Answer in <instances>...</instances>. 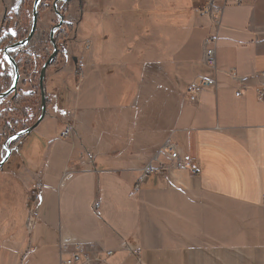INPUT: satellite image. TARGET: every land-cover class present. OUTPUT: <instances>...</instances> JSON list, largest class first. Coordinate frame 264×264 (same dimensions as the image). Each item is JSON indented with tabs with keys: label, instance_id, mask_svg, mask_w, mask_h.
I'll return each mask as SVG.
<instances>
[{
	"label": "crops",
	"instance_id": "0c3cea01",
	"mask_svg": "<svg viewBox=\"0 0 264 264\" xmlns=\"http://www.w3.org/2000/svg\"><path fill=\"white\" fill-rule=\"evenodd\" d=\"M1 1L2 24L23 0ZM65 11L74 35L47 71L46 116L5 170L25 188L0 192V264H61L80 243L99 264H264V0H73ZM43 14L50 34L59 17ZM68 125L73 140L61 138ZM148 163L164 168L144 178Z\"/></svg>",
	"mask_w": 264,
	"mask_h": 264
},
{
	"label": "rangeland",
	"instance_id": "374dc122",
	"mask_svg": "<svg viewBox=\"0 0 264 264\" xmlns=\"http://www.w3.org/2000/svg\"><path fill=\"white\" fill-rule=\"evenodd\" d=\"M34 1L35 0H23L20 15L19 16L17 15L16 18H14L16 21V25L18 23H20L21 33L26 35L23 39H25L29 35V32H30ZM51 9H52V7H51ZM47 11L48 10L40 11V13H39V21L40 22L38 24L37 34L40 33V30L44 26L42 20L44 19L45 14H43V13H47ZM2 15H4V8H3L2 1L0 0V18L2 17ZM14 19L8 14L7 17H5V19H3V23L2 24L0 23L1 29L3 28L2 31L0 32V63H3L5 65V70H6V72L9 73V75L11 77V80L7 84L6 80L4 78H2L3 73H0V86L3 89V92L8 90V88L10 87V85L12 83L13 68L6 61V59L4 57V49L6 47L12 45V44H10L9 38H7V40L5 39L4 42H2V40L7 35H12L14 37V41L16 40L14 43H16L20 40H23L18 36L17 26H16V29L14 31L15 34H12V32H10V29L13 27V23L15 22ZM57 23L58 22H56V23L53 22V25H56ZM43 28H45V27H43ZM45 30H46V32L43 31V29H42L43 35H44V40L46 42L47 38L49 37V32H47L49 30H47L46 28H45ZM72 32H73V29L68 32L67 37L65 39L66 41H63V39H62L63 45L67 46L68 40H70V36L72 35L71 34ZM41 34H42V32H41ZM73 35H74V32H73ZM33 43H34V41L27 48H21L19 50H15V52L13 51L11 55L13 57H16V55H18L17 56L18 58L16 61L19 62L22 58L25 59L26 53L32 54V51H35V50L40 52V49H43V47L45 45L44 42L43 43L37 42V44H33ZM62 44H60V45H62ZM43 56H44V54H43ZM49 57L46 58V62L48 61ZM59 59H61V60L63 59L61 57V55L58 57V61H59ZM44 63L45 62H43V64H42V61H39V63L37 64L36 68H39L40 74H41L42 67H43ZM51 67H53V66L51 65ZM20 72H21V82L19 84V90H18L16 96L19 94H24V95L28 96L34 92V91L33 92L31 91L28 94V91H30V89L32 87L34 90L35 86L34 85L32 87L30 85L25 86L24 82H26V83L28 82L27 75H25L23 70H20ZM40 74H39L38 78L36 79V82H34L36 85H39ZM28 83H31L30 80ZM36 91L38 92V94L36 96H34L33 98H30V99L29 98L28 99L23 98L24 101H22V103H19L18 109H16L12 103V101L14 100V98L16 96L11 95L10 97L0 101V162L7 155V152L3 149V146L8 141V137L10 135H12L13 132L18 134L22 131H25L26 126L32 127L37 122V120L39 119V117L41 115V91H40V88L37 89ZM46 96H47V93H46ZM47 101H48V99H47ZM74 134H75V132L73 131V138H69V140L74 139ZM65 140H68V139H65ZM10 144L11 143H9V147H10ZM22 155L23 154L16 155V156L12 157L9 160V162L7 163V166H5V169L4 168L0 169V192L4 191V189L25 188V187H18L17 186L18 182L16 181V179L9 176L11 173L9 172L10 174L9 173L7 174V172H5V170H7L8 168H10L11 172H14L15 168L17 169V166L21 165V163H22V160H23ZM90 252H92V251H90Z\"/></svg>",
	"mask_w": 264,
	"mask_h": 264
},
{
	"label": "built area",
	"instance_id": "2783aa9c",
	"mask_svg": "<svg viewBox=\"0 0 264 264\" xmlns=\"http://www.w3.org/2000/svg\"><path fill=\"white\" fill-rule=\"evenodd\" d=\"M243 0H237V4H242ZM211 13V7L209 6L207 10L201 11V14H209ZM217 24L219 22L217 21ZM216 43L217 38L211 37L208 38L205 41V56H204V62L206 66H208L211 69H215L216 67ZM213 84L211 78L206 77L202 79L200 82H195L189 87L188 91V100L196 104L199 101V98L202 94V92L210 87ZM260 99L264 98V90H261L259 92ZM73 131H75L74 127L72 125H68L66 129L62 132L61 138L62 139H69L73 138ZM165 152H171L169 155L172 161V166L181 167L184 166L185 163L181 161L180 154L176 150V147L172 145H168L165 149ZM163 166L156 167L152 163H148L144 166L143 169V177L147 178L150 175L160 173L163 170ZM191 171L193 174H197V169L191 167ZM43 187V175L40 173L39 178L36 183V187L32 192L31 195V209L29 211V220L28 225L33 227L34 220L38 216V207H39V201H40V191ZM97 215L101 216V212L99 211V207L95 206ZM68 257L65 259H61V264H99L98 257L93 252H90L86 250L84 244L80 243L78 244L73 251H71L70 248H65L64 253ZM109 255L113 254V251L108 252Z\"/></svg>",
	"mask_w": 264,
	"mask_h": 264
},
{
	"label": "water",
	"instance_id": "95a60500",
	"mask_svg": "<svg viewBox=\"0 0 264 264\" xmlns=\"http://www.w3.org/2000/svg\"><path fill=\"white\" fill-rule=\"evenodd\" d=\"M44 0H35L34 5H33V11H32V22H31V28L29 35L23 39L20 40L4 49V57L6 61L12 66L13 68V80L8 88V90L0 93V101L4 100L11 95L16 96L18 90H19V84L21 82V72L19 69L18 62L16 61L15 57H13L11 54L14 50H19L21 48H27L34 40L37 32H38V22H39V13H40V7L41 4ZM61 1L64 3H70L73 0H57L55 2L54 8L56 11V14L59 17V23L58 25L53 28V30L50 33V41L51 44L54 48V51L52 55L49 57L48 61L44 64L42 67V71L40 74V80H39V85H40V91H41V115L38 119V121L30 128L26 129L25 131H22L18 133L17 135L11 137L6 144L3 146V149L7 152L6 157L3 158V160L0 162V169L4 167V165L8 162L9 158L11 157L13 150L9 147V143L11 141L30 134L34 129L37 128V126L44 120L47 112V96H46V90H45V80H46V74L48 69L51 67L52 63L54 60L58 57L59 51H58V46L56 44V34L59 29H61L64 25V16L63 14L60 13V11L57 9V3Z\"/></svg>",
	"mask_w": 264,
	"mask_h": 264
},
{
	"label": "trees",
	"instance_id": "16d2710c",
	"mask_svg": "<svg viewBox=\"0 0 264 264\" xmlns=\"http://www.w3.org/2000/svg\"><path fill=\"white\" fill-rule=\"evenodd\" d=\"M47 1L52 2V1H54V0H47ZM21 8H22V6H21ZM21 8H20V10H19L18 16L20 15ZM47 8H48V5H46L45 3H43V4L41 5V7H40V11H45V10H47ZM17 29H18V36H19L21 39H23L26 35L21 33V26H20V23L17 24ZM72 29H73V26H72V25H70V24H65V25L63 26V29H62L60 32H58V34H56V35H57V36H56V43H57L58 46L62 43V39H63V41H66L65 39H66V37H67V34H68V32H69L70 30H72ZM7 38L10 39V44H14V42L16 41V40L14 41V37H13L12 35H7V36L2 40V42H4L5 39L7 40ZM51 53H52V48H51V47L46 48V50H45V55H46V57H45V60H44V61H42L41 58H40L39 56L35 55V54L33 55V54H31V53H26V54H25V59L22 58V59L18 62L19 69L24 71L25 75H27V79L30 80L32 86H33V85L35 86V89H34V92H33L32 94L28 95V96H26V95H24V94H19V95H17V96L14 98V100L12 101V103H13V105H14V107H15L16 109L19 108V103H22V101H24L23 98H25V99H26V98H27V99L29 98V99H30V98H33L34 96H36V95L38 94V92H37L36 90L39 89L40 86H39V85H36L34 82H36V79L38 78V76H39V74H40V72H39L40 70H39V68H36V67H37V64L39 63V61H42V64H43V62L46 61V58H48V57L51 55ZM17 56H18V55H16V57H15L16 60H17V58H18ZM58 57H59V56H58ZM57 63H58V58L55 59V61L53 62L52 66L57 65ZM0 73H3V77H2V78H4V79L6 80V82H7V84H8V82L11 80V77H10L9 73L6 72V70H5V65H4L3 63H0ZM25 83H26V82H24V85H25ZM38 87H39V88H38ZM36 88H37V89H36ZM2 92H3V89H2L1 86H0V93H2ZM47 102H48V101H47ZM28 128H30V126H29V127L26 126V127H25V130L28 129ZM15 135H17V133H14V132H13L12 135H10V136L8 137V140H9L11 137L15 136ZM25 137H26V135L21 136V137L15 139V140L11 141L10 148L13 150V149H15L16 147H18V146L21 144V142L24 140Z\"/></svg>",
	"mask_w": 264,
	"mask_h": 264
},
{
	"label": "flooded vegetation",
	"instance_id": "af4514ba",
	"mask_svg": "<svg viewBox=\"0 0 264 264\" xmlns=\"http://www.w3.org/2000/svg\"><path fill=\"white\" fill-rule=\"evenodd\" d=\"M57 0H54V1H52V2H49V1H47V0H44L43 2H42V4L43 3H45L46 5H48V8H47V10H49V9H51V7H52V9L55 11V8H54V5H55V2H56ZM41 4V5H42ZM68 4L69 3H64V2H61V1H59L58 3H57V9L60 11V13L61 14H63V16H64V25L65 24H68L67 22H65V14H66V11H65V9H66V7L68 6ZM79 4H80V6L82 5V2L80 1L79 2ZM56 12V11H55ZM58 16V15H57ZM58 23H59V21H58ZM58 23L56 24V25H54V27L53 28H55L57 25H58ZM63 25V26H64ZM63 29V27L61 28V29H59L58 31H56L57 32V34H58V32H60L61 30ZM53 30V29H52ZM51 33V32H50ZM57 36V35H56ZM57 44V43H56ZM62 44V43H61ZM58 46V45H57ZM49 47H51L52 48V53H53V51H54V48H53V46H52V44H51V41H50V34H49V37L47 38V40H46V42H45V45H44V51H43V54H44V56H42V57H40L41 58V60L42 61H44L45 60V57H46V55H45V50H46V48H49ZM58 51H59V54H58V56H60L61 55V57L62 58H67V53H66V45H60V46H58ZM33 52V55L35 54V55H37V53H36V50L35 51H32ZM52 53H51V55H52ZM38 56V55H37ZM58 58V57H57ZM45 63H46V61H45ZM44 63V64H45ZM44 66V65H43Z\"/></svg>",
	"mask_w": 264,
	"mask_h": 264
},
{
	"label": "bare ground",
	"instance_id": "6f19581e",
	"mask_svg": "<svg viewBox=\"0 0 264 264\" xmlns=\"http://www.w3.org/2000/svg\"><path fill=\"white\" fill-rule=\"evenodd\" d=\"M14 52H15V50H14ZM55 61V60H54ZM6 157V156H5Z\"/></svg>",
	"mask_w": 264,
	"mask_h": 264
}]
</instances>
